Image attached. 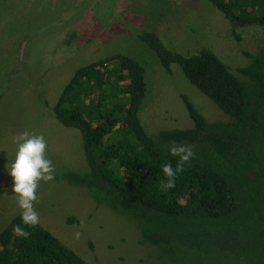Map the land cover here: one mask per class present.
Returning a JSON list of instances; mask_svg holds the SVG:
<instances>
[{
    "label": "trees",
    "instance_id": "obj_1",
    "mask_svg": "<svg viewBox=\"0 0 264 264\" xmlns=\"http://www.w3.org/2000/svg\"><path fill=\"white\" fill-rule=\"evenodd\" d=\"M207 1L232 27L264 33V0ZM139 39L226 119L208 122L182 95L193 127L150 136L139 120L145 69L121 54L104 57L78 68L52 108L61 126L79 132L87 166L54 180L84 189L96 207L120 216L155 252L151 264H264V46L243 53L248 64L232 70L208 49L184 55L154 33ZM178 146L194 155L169 189L163 167L180 165L170 152ZM21 216L0 232V264H88Z\"/></svg>",
    "mask_w": 264,
    "mask_h": 264
},
{
    "label": "rangeland",
    "instance_id": "obj_2",
    "mask_svg": "<svg viewBox=\"0 0 264 264\" xmlns=\"http://www.w3.org/2000/svg\"><path fill=\"white\" fill-rule=\"evenodd\" d=\"M142 33L184 55L208 49L232 70L248 64L243 53L264 46L261 29L232 27L207 0H0V232L22 213L5 167L15 158V137H44L54 177L87 171L79 132L61 126L52 112L78 68L113 54L138 62L147 85L139 120L150 136L193 127L182 95L208 122L226 119L176 66H161ZM34 209L39 224L88 264L155 262L136 232L96 207L84 189L41 181Z\"/></svg>",
    "mask_w": 264,
    "mask_h": 264
},
{
    "label": "clouds",
    "instance_id": "obj_3",
    "mask_svg": "<svg viewBox=\"0 0 264 264\" xmlns=\"http://www.w3.org/2000/svg\"><path fill=\"white\" fill-rule=\"evenodd\" d=\"M17 151L10 167L5 166L8 175L12 179V193L16 194L17 204L22 210V221L25 225L36 226L39 223V216L34 209V202L37 199V189L41 181L50 182L54 180V168L50 160L45 157L47 148L44 137L29 135L24 132L15 137ZM171 155L180 159L177 169L165 165L163 172L168 178L167 188L174 186V181L179 171L183 170V164L191 160L194 153L191 147L178 146L170 149ZM18 236L27 238L29 233L19 226L14 228Z\"/></svg>",
    "mask_w": 264,
    "mask_h": 264
},
{
    "label": "water",
    "instance_id": "obj_4",
    "mask_svg": "<svg viewBox=\"0 0 264 264\" xmlns=\"http://www.w3.org/2000/svg\"><path fill=\"white\" fill-rule=\"evenodd\" d=\"M21 51H22V48H21Z\"/></svg>",
    "mask_w": 264,
    "mask_h": 264
}]
</instances>
